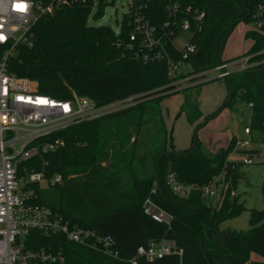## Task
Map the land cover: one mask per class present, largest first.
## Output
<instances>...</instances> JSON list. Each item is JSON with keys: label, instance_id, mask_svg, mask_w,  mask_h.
<instances>
[{"label": "trees", "instance_id": "16d2710c", "mask_svg": "<svg viewBox=\"0 0 264 264\" xmlns=\"http://www.w3.org/2000/svg\"><path fill=\"white\" fill-rule=\"evenodd\" d=\"M183 1L206 11L204 29L194 38L196 51L183 61L190 66V74H197L225 63L217 60L223 39H227L230 28L233 30L238 23H252L251 13L260 0ZM89 14L88 6L77 5L56 11L53 17H41L31 29V45L19 47L9 70L17 77L37 83V93L58 100L69 99L72 93L88 98L96 106L134 99L133 107L78 121L39 139V142L59 139L63 146L24 164L44 172L46 178L54 175L63 178L60 184L51 187H34L38 204L57 212L71 225L110 236L122 260L67 242L61 235L47 236L37 231L27 236V247L33 251H61L64 264H130L133 258L137 264H219L221 260L222 264H264L249 261L250 253L264 258V212H250L249 229L245 232L223 231L219 225L243 211L236 198L231 201L226 197L211 209L200 193L180 198L165 185L169 172L180 182L205 185L223 169L236 138L208 157L198 146L197 131L203 127L201 124L193 130L191 146L194 138L195 146L176 150L158 107L163 98L180 92L168 94L174 87L169 86L166 64H144L132 59L124 47V36H115L106 26H88ZM101 16L102 11H98L95 20ZM245 38L251 46L242 57L251 56L252 65L223 79L227 95L221 107L204 119L207 122L223 109L241 104L239 112L246 114L245 124L250 125L254 136L264 139V31H249ZM173 56L180 59L178 53ZM151 108L156 114L144 117L145 110ZM180 115L185 116L190 126L202 118L190 95L184 97L177 118ZM151 120L157 121L160 139L151 145V152L155 153L152 173L144 174L136 170L135 162L144 161L147 156L135 157L136 141L140 127ZM110 122L122 123L112 136L118 141L112 140L109 146L115 152L112 158L108 152L110 128L104 129ZM130 127L136 131L135 141L128 148L126 145L133 137H121V130ZM106 162L108 166H104ZM154 183L156 192L152 195ZM261 190L264 201V179ZM147 197H152L170 215L168 226L144 214L142 204ZM161 239L172 241L178 253L153 260L136 255L140 246Z\"/></svg>", "mask_w": 264, "mask_h": 264}, {"label": "built area", "instance_id": "2783aa9c", "mask_svg": "<svg viewBox=\"0 0 264 264\" xmlns=\"http://www.w3.org/2000/svg\"><path fill=\"white\" fill-rule=\"evenodd\" d=\"M113 1L0 0V264H64L65 258L61 251H33L27 247V236L32 231L47 236L61 235L67 242L113 260H122L110 236L71 225L57 212L38 204L34 187H51L60 184L63 178L61 175L46 178L44 172L34 171L24 164L63 146L59 139L51 142H39V139L78 121H88L124 110L123 102L134 99L96 106L88 98L72 93L71 98L58 100L37 93V83L17 77L9 70L10 61L17 55L19 47L31 45V29L41 17L79 5L88 6L90 13L93 7L96 8L92 16L94 21L96 13L103 11ZM153 3L158 4V7H151ZM205 18V9L183 0H132L129 13L125 15L118 32L114 33L115 36H124V47L132 59L144 64H166L167 76L171 80L169 86L174 87L168 92L170 94L179 91L178 86L184 83L194 88L214 79L223 80L229 74L252 65L251 56L247 55L203 73L182 72L181 67L186 66L183 61L196 51L194 38L204 29ZM251 19L255 31H264V0L254 7ZM183 34L189 37L182 49H178L175 42ZM174 53H178L180 59H175ZM211 72L216 75L207 77ZM248 108L251 109L252 104ZM243 135V139H235L223 169L205 185L180 182L170 172L165 185L180 198H187L194 192L200 193L211 209L216 208L226 197L236 198V169L241 165L264 166V139L259 135L254 136L248 123L243 127ZM234 157L237 160L232 159ZM155 184L152 195L156 192ZM142 209L153 221L169 225L170 215L160 209L152 197L144 200ZM176 253L178 251L172 241L161 239L140 246L136 255L153 260ZM129 263L137 264V261L133 258Z\"/></svg>", "mask_w": 264, "mask_h": 264}, {"label": "rangeland", "instance_id": "374dc122", "mask_svg": "<svg viewBox=\"0 0 264 264\" xmlns=\"http://www.w3.org/2000/svg\"><path fill=\"white\" fill-rule=\"evenodd\" d=\"M132 4V0H114L109 5H106L102 11V16L93 21L92 16L96 12V8L93 7L91 13L88 17V26H106L109 27L113 32L117 33L120 25L125 17L129 13V8ZM249 31H255V26L253 23L241 22L238 23L232 32L227 37L223 50L220 56L221 62L233 61L236 58L245 55L250 46V40L245 38V35ZM188 34H183L181 39L176 40L175 45L178 49H182L184 42L188 38ZM215 68V67H214ZM213 69V68H212ZM229 69H232L229 67ZM210 70V69H209ZM181 71L184 73H190V66L181 67ZM215 72H211L207 77H214ZM188 83H184L178 86L179 93L166 96L159 103V108L164 119L167 133L172 137L174 144L180 148L182 151L187 150L191 147V137L193 134V128L189 126L184 115H180L177 118V113L184 101L185 96L190 95V100L196 105L198 110L201 112L209 113L210 116L213 114L217 108L221 107L225 95L226 89L223 80H213L205 84H199L197 87L190 88L187 86ZM184 87V88H183ZM157 101V100H156ZM134 100H126L123 102V109H127L134 106ZM199 106V107H198ZM200 108V109H199ZM240 109L242 105H235L233 109H223L214 118H210L207 122L205 121L204 114L202 113V118L196 122L194 127L202 124L197 131V141L200 152L208 157H213L216 152L220 149L227 147L230 140L235 137L238 139H243V127L245 125V120L247 119L246 114L241 115ZM211 113V114H210ZM156 111L151 108L145 110L144 117H150L155 115ZM122 127V123H106V127L110 128L109 134L111 137L116 132L117 126ZM135 127H130L125 131L121 130V137H126L127 135H132L131 141L128 148H131L133 141H135ZM116 138H111L108 142V148ZM157 135V121L151 120L149 123L144 124L140 127L139 137H137V154L136 158H142L147 156L144 161L135 162L136 170L140 173L143 171L144 174L152 173V163L154 161L155 153L151 152L152 142L159 140ZM116 141H118L116 139ZM174 145V146H175ZM176 149V147H175ZM113 150V148H112ZM111 148L108 149L110 157L115 156ZM237 160V157L232 158ZM109 162H106L104 166H108ZM144 165L146 167H144ZM144 167V168H142ZM236 180H235V193L236 199L239 204H242L243 211L232 219H229L219 225L220 230L225 231H235V232H245L249 229V215L251 211L264 212V201L262 196V182L264 179V166H244L241 165L236 169ZM231 201L233 199H230ZM207 202V201H206ZM216 206L217 203H214ZM220 203L217 205V207ZM249 261H262L264 263V258L255 254L250 253Z\"/></svg>", "mask_w": 264, "mask_h": 264}, {"label": "water", "instance_id": "95a60500", "mask_svg": "<svg viewBox=\"0 0 264 264\" xmlns=\"http://www.w3.org/2000/svg\"><path fill=\"white\" fill-rule=\"evenodd\" d=\"M52 17L54 16V15H51ZM231 30H232V27L230 28V30H229V32H228V35H229V33L231 32ZM225 39L226 38H224L223 39V41H222V45H221V47H220V50H219V52H218V54H217V60L219 61V59H220V56H221V53H222V50H223V45H224V43H225ZM24 44V42H22V45ZM195 143H196V140H195V138H194V140H193V144H192V146H191V148H193L194 146H195ZM214 227L216 228V225L214 224ZM220 244L221 245H223V241L221 240V238H220ZM224 247V246H223ZM219 264H222V260L220 261V263Z\"/></svg>", "mask_w": 264, "mask_h": 264}, {"label": "crops", "instance_id": "0c3cea01", "mask_svg": "<svg viewBox=\"0 0 264 264\" xmlns=\"http://www.w3.org/2000/svg\"><path fill=\"white\" fill-rule=\"evenodd\" d=\"M223 83H224V81H223ZM226 95H227V92H226ZM226 95H225V97H226ZM225 99V98H224ZM199 107V106H198ZM200 109V108H199ZM201 110V112L204 114V116H207V115H209V113H205V112H203L202 111V109H200ZM211 114V113H210ZM166 126V125H165ZM190 126V125H189ZM192 128H193V130H194V126H191ZM193 135V134H192ZM191 139H192V137H191ZM173 144H174V141H173ZM175 145V144H174ZM175 147H176V150H179V151H182L180 148H178L176 145H175ZM252 262V261H251ZM255 262V261H254ZM259 262V261H258ZM260 262H262V261H260Z\"/></svg>", "mask_w": 264, "mask_h": 264}]
</instances>
